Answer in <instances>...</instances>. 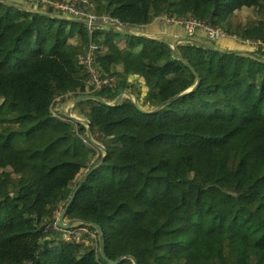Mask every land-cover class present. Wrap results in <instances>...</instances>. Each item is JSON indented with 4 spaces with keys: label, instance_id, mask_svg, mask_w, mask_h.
Returning a JSON list of instances; mask_svg holds the SVG:
<instances>
[{
    "label": "trees",
    "instance_id": "1",
    "mask_svg": "<svg viewBox=\"0 0 264 264\" xmlns=\"http://www.w3.org/2000/svg\"><path fill=\"white\" fill-rule=\"evenodd\" d=\"M89 1V10L108 11L128 27L161 20L167 35L99 26L95 60L117 82L96 90L78 60L91 41L84 23L43 14L50 6L42 1V12L0 3V264H109L93 226L82 225L96 232L90 241L53 227L57 210L102 156L92 147L83 152L91 143L86 126L56 115V100H112L130 89L143 107H156L196 81L166 42L171 36L264 56L263 48L232 37L210 42L162 18L193 16L264 40V0ZM178 48L201 83L158 112H141L129 99L77 104L107 156L65 220L98 223L112 260L131 254L138 264H264V61L192 41Z\"/></svg>",
    "mask_w": 264,
    "mask_h": 264
},
{
    "label": "water",
    "instance_id": "2",
    "mask_svg": "<svg viewBox=\"0 0 264 264\" xmlns=\"http://www.w3.org/2000/svg\"><path fill=\"white\" fill-rule=\"evenodd\" d=\"M38 3L37 0H0V3L3 4H7L10 6H15L19 9L22 10H26V8L23 6L25 3H29L32 2ZM40 11V10H39ZM49 11H53V8L50 7ZM42 12V11H40ZM50 12H42L43 14H47L53 17H60V18H64L67 20H72V21H77V22H81L83 23V21L73 18V17H69L66 15H54ZM97 25H99L100 27H110V28H121L124 29L128 32H131L135 35H141L144 37H150L147 33L143 32L140 28H135V27H128L125 26L121 23H98ZM182 41H192V42H196L199 44L204 45L205 47H208L210 49H214V50H219L223 53H233V54H247L250 55L258 60L264 61V56L255 53L254 51L250 50V49H222L219 48L218 46H214L210 43H207L206 41L200 39V38H195V37H180V38H176L174 40L171 41H166L168 42L172 49L174 50L175 54L193 71V73L196 76V81L195 83L188 87L187 89H185L184 91L177 93L171 97H169L168 99L162 101L160 104H158L156 107H152V108H146L143 107L142 104L139 101V98L136 94H134L130 89H125L123 91H121L112 101H108L107 99L103 98L100 95H96V94H84V95H80V96H76V97H72L71 99L68 100L65 108H64V116L71 119L72 121H76V122H80L82 124H84L86 126V133H87V137L89 139V141L94 144V146H96L97 148L101 149L103 151V155L101 156V158L95 162L92 166H90V168L86 171V173L82 176V178L79 180L78 184L75 186L67 204L63 207V209L61 210L58 218H57V223L59 225V227L61 229H70V228H74L77 226H85V225H90L93 226L98 234V240H99V249H100V253L102 255V257L109 263V264H123V262L127 259L131 260L133 264H138L137 259L131 255V254H126V255H122L120 257H118L115 260L110 259L107 256L106 253V248H105V241H104V233L103 230L101 228V226L92 221V220H83V219H79V218H73L70 219L68 221L65 220L66 217V213L69 209V207L72 205V203L74 202L78 191L80 190V188L83 186L84 182L87 180L88 176L92 173V171L98 167L106 158L107 156V150L105 148V146L103 144H101L99 141H97L93 134H92V129H91V125H90V121L87 118H81V117H77L75 114L71 113V110H69V105L71 104H77L83 100H96L98 102H101L102 104L108 105V106H117L120 104V102L124 99H129L131 100V102L134 104V106L140 110L141 112L144 113H148V114H152V113H156L159 110H161L162 108H164L167 104H169L170 102H172L173 100L179 98L180 96H183L185 94L191 93L193 92L195 89H197L201 83V76L200 74L196 71V69L188 62V60L184 57V55L181 53V51L178 48V45L182 42Z\"/></svg>",
    "mask_w": 264,
    "mask_h": 264
},
{
    "label": "built area",
    "instance_id": "3",
    "mask_svg": "<svg viewBox=\"0 0 264 264\" xmlns=\"http://www.w3.org/2000/svg\"><path fill=\"white\" fill-rule=\"evenodd\" d=\"M44 2V4L56 9L61 14L73 17L83 21L86 25L89 34L91 36V41L89 43L88 49L79 55L78 60L81 64H83L86 68V71L89 75V81L93 84L94 89L99 90L103 87H112L116 84L117 79L115 76L102 74L100 69L97 66L95 60V52L97 51L99 45L93 41V34L98 29V23H120L116 18L112 17V15L108 11H104L101 14H98L94 11L89 10L92 7V3L89 0H38ZM166 22L172 24H181L184 25L189 34H194L197 30H201L204 33V36L210 42H216L223 38L232 37L236 39L241 44H244L246 47L253 48H263L264 49V40H250L241 37H236L225 29L216 27L212 24V22L198 19L193 16H189L186 18H177L174 16H164L162 17ZM53 227L56 229H61L57 223H53ZM76 228L66 229L65 234L68 238H71L72 231ZM93 231V230H90ZM69 232V235H68ZM88 233V232H86Z\"/></svg>",
    "mask_w": 264,
    "mask_h": 264
},
{
    "label": "rangeland",
    "instance_id": "4",
    "mask_svg": "<svg viewBox=\"0 0 264 264\" xmlns=\"http://www.w3.org/2000/svg\"><path fill=\"white\" fill-rule=\"evenodd\" d=\"M37 2H38V0H37ZM26 9H32L31 7H33V9L34 10H40V11H43L42 9H40L39 7H38V4L37 3H33V1L32 2H29V3H25L24 5H23ZM28 6H29V8H28ZM47 6V5H46ZM43 12H45V13H47V11H43ZM197 35H199V36H202V37H204L205 39H207L205 36H204V33H203V31H201V30H197V33H196ZM237 37V36H236ZM196 38V37H195ZM242 38V37H241ZM216 42H218V41H216ZM74 97H76V96H74ZM72 97H67L66 99H64V98H62V99H64V100H61V102H60V99L59 100H56L55 101V103H54V105L53 106H55V107H57V104H56V102L58 103V105H59V108H60V110H59V112H57V113H55L56 115H58V116H60V118L61 119H65V120H69V121H72L71 119H69V118H67V117H65L64 116V112H62V110L65 108V106H66V104H67V102H68V100L69 99H71ZM113 100V99H112ZM112 100H108V101H112ZM78 104V103H77ZM77 104H71V105H69V110H71V113H73V114H75L77 117H81V118H83L82 116H80L79 114H78V112H76L75 111V108H76V106H77ZM54 124V123H53ZM54 126H55V129H56V127L58 126V125H51L50 126V128L52 129V128H54ZM64 128H66L64 125L63 126H61L60 127V131L61 130H63ZM69 129H70V127H69ZM87 145V149L85 150V151H83L85 154L86 153H89L90 154V151H89V149H88V147L90 148V149H94V150H96V154H95V157H97L100 153H102V155H103V151L101 150V149H99V148H97L96 146H94V144H92V143H86ZM92 147V148H91ZM100 159V158H99ZM98 159V160H99ZM97 160V161H98ZM61 210L62 209H59V210H57V216H59V214H60V212H61ZM58 218V217H57ZM66 221H68V220H66ZM74 228H76V229H74L73 231H72V234H71V236H73L76 240H78V241H90L92 238H96V232H94V231H90L89 229H87V228H85V227H83V226H77V227H74ZM61 231H63V232H65L66 231V229H60ZM86 232H88L89 234H90V236H89V238H85L84 237V234L86 233ZM68 235H69V232H68Z\"/></svg>",
    "mask_w": 264,
    "mask_h": 264
},
{
    "label": "crops",
    "instance_id": "5",
    "mask_svg": "<svg viewBox=\"0 0 264 264\" xmlns=\"http://www.w3.org/2000/svg\"><path fill=\"white\" fill-rule=\"evenodd\" d=\"M161 23H163V21L159 20V21H156V22H154L152 24H149V25H146V26H139V27H135V28H140L143 32L147 33L150 36V38L163 39V38L166 37L167 33H166L165 30H163L161 28V26H160ZM171 37L172 38H170V40H174L176 38H180L178 36H171ZM221 40H223V39H221ZM221 40H219V41H221ZM62 112H64V109L62 110Z\"/></svg>",
    "mask_w": 264,
    "mask_h": 264
}]
</instances>
